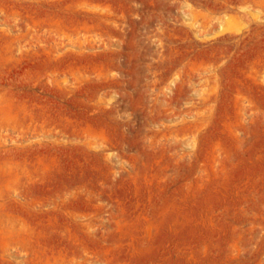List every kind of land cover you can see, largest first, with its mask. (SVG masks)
<instances>
[{
	"label": "rangeland",
	"instance_id": "1",
	"mask_svg": "<svg viewBox=\"0 0 264 264\" xmlns=\"http://www.w3.org/2000/svg\"><path fill=\"white\" fill-rule=\"evenodd\" d=\"M0 264H264V0H0Z\"/></svg>",
	"mask_w": 264,
	"mask_h": 264
},
{
	"label": "bare ground",
	"instance_id": "2",
	"mask_svg": "<svg viewBox=\"0 0 264 264\" xmlns=\"http://www.w3.org/2000/svg\"><path fill=\"white\" fill-rule=\"evenodd\" d=\"M231 30H233V27L231 26H227L226 28H224V29H221L220 30V32H223V31H231Z\"/></svg>",
	"mask_w": 264,
	"mask_h": 264
}]
</instances>
